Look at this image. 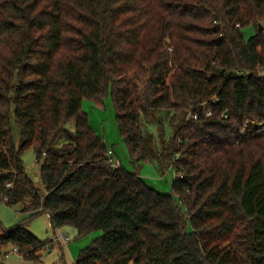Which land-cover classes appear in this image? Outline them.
I'll list each match as a JSON object with an SVG mask.
<instances>
[{
  "label": "trees",
  "instance_id": "16d2710c",
  "mask_svg": "<svg viewBox=\"0 0 264 264\" xmlns=\"http://www.w3.org/2000/svg\"><path fill=\"white\" fill-rule=\"evenodd\" d=\"M263 19L264 0H0V196L102 231L75 264H264V29L242 31ZM108 95L133 162L144 121L173 111L171 194L108 161L83 107ZM9 245L39 262L46 241L20 224Z\"/></svg>",
  "mask_w": 264,
  "mask_h": 264
},
{
  "label": "rangeland",
  "instance_id": "374dc122",
  "mask_svg": "<svg viewBox=\"0 0 264 264\" xmlns=\"http://www.w3.org/2000/svg\"><path fill=\"white\" fill-rule=\"evenodd\" d=\"M264 29V19L257 26L255 23L242 28L245 37L248 39L260 29ZM105 99V106L99 105L96 101L86 98L83 102L85 111L89 114L92 127L105 139L109 148H114L115 157L120 159L121 164L128 170L139 173L146 183L162 193H172V183L177 176L172 164L178 154H173L174 134L176 125L172 122L173 111L155 110L153 119L144 121L143 128L151 150L150 160L133 162L130 157L127 145L122 137L116 121V111L111 95ZM76 123L70 120L66 128L75 131ZM13 128L16 138H19L20 129L13 118ZM65 136L57 141L60 146L65 142ZM159 155V158L157 157ZM164 155L165 159L160 157ZM23 161L27 174L33 179L36 186L44 192V183L40 171V163L36 159V150L29 148L23 154ZM183 210L185 208L182 206ZM23 224L30 232L46 241L43 258L39 262L25 260L23 256L14 251V246H7L0 250V261L5 264H75L81 249L88 246L102 231L95 230L86 235L79 236L77 229L72 226H64L54 229L51 225L48 213H37L32 215L22 210V205L10 206L0 196V234L5 230ZM66 234L70 239L64 238ZM57 236L60 239H57ZM8 253L6 257L5 254Z\"/></svg>",
  "mask_w": 264,
  "mask_h": 264
},
{
  "label": "built area",
  "instance_id": "2783aa9c",
  "mask_svg": "<svg viewBox=\"0 0 264 264\" xmlns=\"http://www.w3.org/2000/svg\"><path fill=\"white\" fill-rule=\"evenodd\" d=\"M177 154L179 155V153H177ZM115 155H116L115 149H114V148H109V150H108V161L111 163V165H112L113 167H120V166L122 165V164H121V161H120V159L116 158ZM63 236H64V238H65L66 240H69V239H70L66 234H64ZM57 239L59 240L60 237L57 236ZM14 251L19 252L18 249H17L16 247H14ZM8 253H9V252H7V253L5 254L6 257L8 256Z\"/></svg>",
  "mask_w": 264,
  "mask_h": 264
},
{
  "label": "water",
  "instance_id": "95a60500",
  "mask_svg": "<svg viewBox=\"0 0 264 264\" xmlns=\"http://www.w3.org/2000/svg\"><path fill=\"white\" fill-rule=\"evenodd\" d=\"M260 30H263V26L262 25H260ZM218 72H220V73H222V72H224V69L223 68H219L218 69ZM228 74H230V72H228ZM50 216V215H49ZM51 225H52V227H53V224H52V222H51ZM54 228V227H53ZM55 229V228H54Z\"/></svg>",
  "mask_w": 264,
  "mask_h": 264
},
{
  "label": "crops",
  "instance_id": "0c3cea01",
  "mask_svg": "<svg viewBox=\"0 0 264 264\" xmlns=\"http://www.w3.org/2000/svg\"><path fill=\"white\" fill-rule=\"evenodd\" d=\"M49 215V214H48ZM41 258H43V253H41Z\"/></svg>",
  "mask_w": 264,
  "mask_h": 264
}]
</instances>
